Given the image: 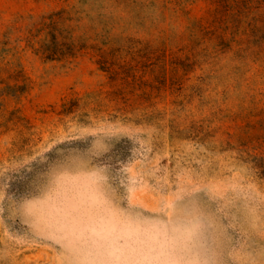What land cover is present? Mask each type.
<instances>
[{
  "label": "rangeland",
  "instance_id": "1",
  "mask_svg": "<svg viewBox=\"0 0 264 264\" xmlns=\"http://www.w3.org/2000/svg\"><path fill=\"white\" fill-rule=\"evenodd\" d=\"M0 264H264V0H0Z\"/></svg>",
  "mask_w": 264,
  "mask_h": 264
}]
</instances>
